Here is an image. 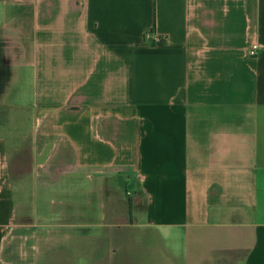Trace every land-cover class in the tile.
I'll list each match as a JSON object with an SVG mask.
<instances>
[{
  "label": "crops",
  "instance_id": "obj_1",
  "mask_svg": "<svg viewBox=\"0 0 264 264\" xmlns=\"http://www.w3.org/2000/svg\"><path fill=\"white\" fill-rule=\"evenodd\" d=\"M0 113V253L31 190L264 264V0H0Z\"/></svg>",
  "mask_w": 264,
  "mask_h": 264
},
{
  "label": "rangeland",
  "instance_id": "obj_2",
  "mask_svg": "<svg viewBox=\"0 0 264 264\" xmlns=\"http://www.w3.org/2000/svg\"><path fill=\"white\" fill-rule=\"evenodd\" d=\"M1 116L29 115L23 108H9ZM22 192L25 205L20 208L17 227L5 240L0 264H182L157 253L160 243L155 234L132 226L128 217L102 219L91 212V206L88 214L83 215L85 220L76 221L72 216L73 220L63 222L57 213L42 215L45 212L42 207L39 215L33 216V191ZM151 247L153 251L149 254L147 249ZM242 258L240 253H219L207 264H242Z\"/></svg>",
  "mask_w": 264,
  "mask_h": 264
},
{
  "label": "built area",
  "instance_id": "obj_3",
  "mask_svg": "<svg viewBox=\"0 0 264 264\" xmlns=\"http://www.w3.org/2000/svg\"><path fill=\"white\" fill-rule=\"evenodd\" d=\"M249 55L252 57H258L259 56V52L257 51V49L253 48L249 51Z\"/></svg>",
  "mask_w": 264,
  "mask_h": 264
},
{
  "label": "trees",
  "instance_id": "obj_4",
  "mask_svg": "<svg viewBox=\"0 0 264 264\" xmlns=\"http://www.w3.org/2000/svg\"><path fill=\"white\" fill-rule=\"evenodd\" d=\"M128 206H129V216L132 217V202H131L130 199H129V204H128Z\"/></svg>",
  "mask_w": 264,
  "mask_h": 264
}]
</instances>
